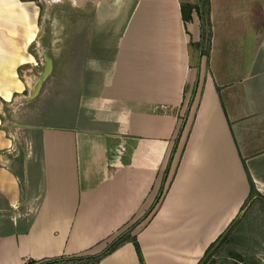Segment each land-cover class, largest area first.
<instances>
[{
	"label": "crops",
	"instance_id": "0c3cea01",
	"mask_svg": "<svg viewBox=\"0 0 264 264\" xmlns=\"http://www.w3.org/2000/svg\"><path fill=\"white\" fill-rule=\"evenodd\" d=\"M209 1L198 73L189 41L200 21L181 14L196 0H0V264L97 254L142 219L197 77L164 195L132 231L145 264H197L264 197V0ZM46 60L49 86L66 77V94L49 98L52 124L30 151L34 211L11 221L3 210L21 202V155L3 110L27 89L19 75H40ZM98 264L139 261L126 242Z\"/></svg>",
	"mask_w": 264,
	"mask_h": 264
},
{
	"label": "rangeland",
	"instance_id": "374dc122",
	"mask_svg": "<svg viewBox=\"0 0 264 264\" xmlns=\"http://www.w3.org/2000/svg\"><path fill=\"white\" fill-rule=\"evenodd\" d=\"M38 72L36 70L26 74L25 71L19 75L23 82L28 84L27 89L18 92L8 108L3 110L8 117V121L3 124L9 128L6 134L14 140L10 151L14 154L20 152L21 155L18 164L21 202L17 208L3 210V214L11 221V217L16 218L18 212L22 217L21 215L28 216L34 211V205L29 207L26 204L31 193L28 187L35 179L31 171L33 165L30 151L32 153L34 148L38 147L40 127L52 124L48 123L50 120L46 115L50 114L49 98L66 94V77H58V80L49 86L48 77L40 79ZM38 119L44 120L43 123L38 124ZM256 196L248 200L240 217L234 221L227 234L212 247L205 264H264V197ZM4 229L1 228L2 231Z\"/></svg>",
	"mask_w": 264,
	"mask_h": 264
},
{
	"label": "trees",
	"instance_id": "16d2710c",
	"mask_svg": "<svg viewBox=\"0 0 264 264\" xmlns=\"http://www.w3.org/2000/svg\"><path fill=\"white\" fill-rule=\"evenodd\" d=\"M195 10L199 21H200V39L197 42H194L192 40L189 41V45L193 48H195L198 51V61L196 64V69L197 72L199 73V60L202 56H205L209 58V53L211 50V41H212V23L210 19V1L209 0H196L195 4H190V3H181V14H182V19L184 21V24L186 22H189L192 20V11ZM198 82L199 79L198 77L195 79L192 89L190 92V97L188 99L186 109L184 112V115L182 117L181 124L178 128L177 134L174 138V144L172 146V149L170 151L168 163L166 165V168L163 172L162 175V180H161V185L159 188V191L154 199V202L152 203L151 207L149 210L145 213L144 217L142 219H139L129 227H127L123 232H121L119 235H117L102 251H100L97 254H79V255H72V256H57L49 259H45L42 261H32L30 264H98L99 261L104 258L105 256L109 255L116 249H118L120 246L125 244L126 242H131L136 250V254L138 257L139 264H145L142 252L140 249V245L137 241L136 235L132 234V231L134 230L135 226L141 222L144 218H146L156 207V205L160 202L164 195V186L166 184L167 178L170 173V166L174 157V154L177 150L179 138L181 136V133L184 129L185 123H186V118L189 114L190 108L193 104L195 95H196V90L198 87ZM187 88V87H186ZM217 89H219L217 87ZM244 168L247 174V178L249 181L250 185V196L254 194L255 188H254V183L252 181V178L244 164ZM232 221L230 225L233 223ZM229 225V226H230ZM228 226V227H229ZM225 232V231H224ZM223 236V233L220 234L210 245L207 247L205 250L203 257L199 260L197 264H199L210 252L212 247L217 243V241ZM205 264V263H204Z\"/></svg>",
	"mask_w": 264,
	"mask_h": 264
},
{
	"label": "water",
	"instance_id": "95a60500",
	"mask_svg": "<svg viewBox=\"0 0 264 264\" xmlns=\"http://www.w3.org/2000/svg\"><path fill=\"white\" fill-rule=\"evenodd\" d=\"M49 61L48 60H46V65H45V69L43 70V72L40 74V79H43V78H45V77H47V74H48V72H49V69H48V67H49ZM231 228V225L228 227V229H230ZM225 235V232H224V234H223V236ZM222 236V237H223ZM221 237V238H222ZM221 238L217 241V242H219L220 240H221ZM206 260H207V256L199 263V264H204L205 262H206Z\"/></svg>",
	"mask_w": 264,
	"mask_h": 264
}]
</instances>
